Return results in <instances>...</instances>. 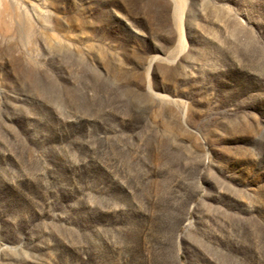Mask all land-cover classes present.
Wrapping results in <instances>:
<instances>
[{
	"label": "rangeland",
	"instance_id": "obj_1",
	"mask_svg": "<svg viewBox=\"0 0 264 264\" xmlns=\"http://www.w3.org/2000/svg\"><path fill=\"white\" fill-rule=\"evenodd\" d=\"M0 264H264V0H0Z\"/></svg>",
	"mask_w": 264,
	"mask_h": 264
},
{
	"label": "bare ground",
	"instance_id": "obj_2",
	"mask_svg": "<svg viewBox=\"0 0 264 264\" xmlns=\"http://www.w3.org/2000/svg\"><path fill=\"white\" fill-rule=\"evenodd\" d=\"M179 6H180V5H179L178 3H176V5H175L176 8H175V9H176L177 11L179 10ZM180 39H183V37H180Z\"/></svg>",
	"mask_w": 264,
	"mask_h": 264
}]
</instances>
